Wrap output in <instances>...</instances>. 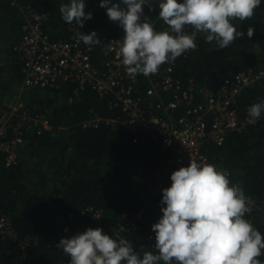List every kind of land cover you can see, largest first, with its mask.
<instances>
[{
	"label": "trees",
	"instance_id": "trees-1",
	"mask_svg": "<svg viewBox=\"0 0 264 264\" xmlns=\"http://www.w3.org/2000/svg\"><path fill=\"white\" fill-rule=\"evenodd\" d=\"M64 3L67 0H0V98L14 94L26 113L45 114L52 125L51 130L23 128L25 143L18 148L15 163L6 165L0 152V214L10 218L13 230L12 235L0 231V264H68L69 258L56 246L62 238L89 227L110 232L121 219L132 220L136 226L126 229L123 238L137 251H154L151 226L162 215V189L170 186V175L178 170L168 161L170 151L142 131L133 133L122 124L105 121L84 126L93 111L104 118L123 117L89 84L18 89L23 79L22 50L16 47L24 34L26 13L33 9L44 14L40 28L51 41L70 40L71 24L62 20L59 11ZM85 3L92 19L85 21L84 34L95 31L99 39H123V29L109 20L100 0ZM143 12L142 21L147 17L154 27L167 26L158 18V5L151 10L144 5ZM233 23L244 36L229 47L219 49L198 33L196 49L178 57L174 76L185 87L216 90L246 67L264 68V4L250 20ZM249 28L254 29L251 38ZM101 59L97 44L92 62L100 66ZM141 84L146 86L144 80ZM238 98L239 113L263 100L264 78L244 87ZM203 152L229 173L246 197L255 200V208L244 218L264 235V114L254 126L229 132L223 143L207 144ZM88 206L100 211L98 219L82 212Z\"/></svg>",
	"mask_w": 264,
	"mask_h": 264
},
{
	"label": "clouds",
	"instance_id": "clouds-1",
	"mask_svg": "<svg viewBox=\"0 0 264 264\" xmlns=\"http://www.w3.org/2000/svg\"><path fill=\"white\" fill-rule=\"evenodd\" d=\"M262 4L264 0H100L99 6L124 31L120 63L128 74L147 77L156 74L162 64L196 49L198 33L219 49L229 47L244 36L233 21L250 20ZM144 5L150 10L158 5V18L168 30L156 31L147 17L141 20ZM85 8V0H67L59 11L65 23L83 27L92 19ZM186 26L194 31L186 34ZM253 34L249 28L247 36ZM77 40L88 46L100 43L95 31L80 34ZM262 114L264 102L251 105L248 123L254 125ZM170 181L162 189V215L151 226L154 251H137L131 241L89 227L56 244L69 258L68 264H264L260 259L264 235L244 218L250 201L240 186L230 183L227 172L190 160L170 175Z\"/></svg>",
	"mask_w": 264,
	"mask_h": 264
},
{
	"label": "built area",
	"instance_id": "built-area-1",
	"mask_svg": "<svg viewBox=\"0 0 264 264\" xmlns=\"http://www.w3.org/2000/svg\"><path fill=\"white\" fill-rule=\"evenodd\" d=\"M43 18L44 14L31 9L22 25L24 34L16 47L22 50L19 54L23 74L20 89L59 88L69 82H77L83 88L89 84L98 97L107 99L109 108L121 111L124 117L104 118L91 110L93 112L84 121V126H97L102 121L119 123L130 132L142 131L160 142L162 149L171 153L168 161L178 169L188 166L190 160H197L214 165L221 171L208 160L203 147L211 143L221 144L229 132L254 126L260 119L254 125L249 124L247 110L255 103L264 102V99L248 104L244 113L238 112L237 103L244 87L264 78V68L246 67L235 73L233 78H226L216 90L205 86L185 87L174 76L178 58L175 62L162 64L156 74L133 76L127 73L118 59L120 38L104 36L100 39L102 59L101 65L96 66L92 62L96 45L88 46L77 40L78 35L84 34V26L73 22L70 25L72 39L51 41L40 28ZM154 28L156 31L168 30V26ZM184 31L191 34L194 29L186 26ZM142 80L146 82L145 87ZM12 103L0 110V152L5 154L6 165L16 162L17 150L25 143L23 128L52 129L45 114L26 113L19 97L15 96ZM228 179L232 185H238L229 173ZM248 199L250 211L246 214L255 208V200ZM82 212L93 218L100 216V211L90 206ZM0 215V231L12 235L10 218ZM128 228L135 229V223L121 219L110 232L105 233L123 238ZM148 238L154 241L152 235Z\"/></svg>",
	"mask_w": 264,
	"mask_h": 264
},
{
	"label": "rangeland",
	"instance_id": "rangeland-1",
	"mask_svg": "<svg viewBox=\"0 0 264 264\" xmlns=\"http://www.w3.org/2000/svg\"><path fill=\"white\" fill-rule=\"evenodd\" d=\"M12 89V88H11ZM18 89L20 90V88L18 87ZM21 91V90H20ZM8 92H10V90H8ZM18 94V93H17ZM41 94H43L42 92H41ZM10 95V94H9ZM14 95V94H13ZM13 95H10V99H9V97H8V95H5L4 97H2V98H0V110H2L4 107H3V105H11V104H13L12 102V100H14V98H15V96L13 97Z\"/></svg>",
	"mask_w": 264,
	"mask_h": 264
}]
</instances>
